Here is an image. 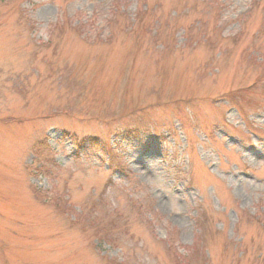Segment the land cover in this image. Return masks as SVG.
I'll list each match as a JSON object with an SVG mask.
<instances>
[{
    "label": "rangeland",
    "instance_id": "1",
    "mask_svg": "<svg viewBox=\"0 0 264 264\" xmlns=\"http://www.w3.org/2000/svg\"><path fill=\"white\" fill-rule=\"evenodd\" d=\"M0 264H264V0H0Z\"/></svg>",
    "mask_w": 264,
    "mask_h": 264
}]
</instances>
